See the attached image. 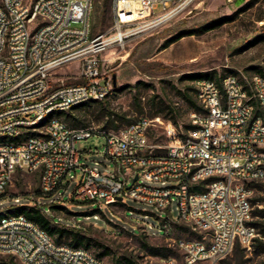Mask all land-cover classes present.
<instances>
[{
	"label": "built area",
	"instance_id": "built-area-1",
	"mask_svg": "<svg viewBox=\"0 0 264 264\" xmlns=\"http://www.w3.org/2000/svg\"><path fill=\"white\" fill-rule=\"evenodd\" d=\"M186 1L111 0L110 30L93 35L94 0H0V195L18 172H38L48 196L65 190L67 175L79 170L76 202L112 205L127 197L166 210L174 198L178 219L197 234L177 242L183 264H217L235 245L250 248L258 235L251 224L253 183L264 179L263 75L193 80L202 111L190 114L193 127L185 132L167 122L161 145L149 143L158 118L96 130L69 127L57 115L104 100L112 80L101 74L102 54L122 45L139 20L172 15ZM137 7L149 14L132 17ZM71 63L78 83L52 80ZM95 133L105 137L112 172L89 167L75 147ZM0 254L21 264H103L89 249L56 243L34 221L8 212L0 213ZM159 264L178 263L164 257Z\"/></svg>",
	"mask_w": 264,
	"mask_h": 264
},
{
	"label": "rangeland",
	"instance_id": "rangeland-1",
	"mask_svg": "<svg viewBox=\"0 0 264 264\" xmlns=\"http://www.w3.org/2000/svg\"><path fill=\"white\" fill-rule=\"evenodd\" d=\"M160 12L159 7L155 13ZM145 16L147 14H142L140 18ZM153 19L154 16H148L130 26L131 34L124 43L102 54L100 71L111 78V92L102 101L69 110L72 117L64 121L69 127L117 130L140 116L158 118L162 123L154 121L149 143L161 145L165 143L164 126L169 119L175 118L177 126L170 122L183 130L194 112L183 98L184 94L195 98L193 83L186 76L212 72L215 78L235 74L243 80L254 73H264V0H191L172 15ZM91 24L93 35L110 30L111 0H94ZM207 25L213 28L199 31ZM184 30L195 33L168 43ZM77 74V64L71 63L57 69L52 80L73 84L80 81ZM75 147L82 151L81 160L89 167L101 172L113 171L112 162L104 156L105 137L102 134L95 133L79 140ZM154 151L162 152L155 147ZM80 176L79 170L71 171L65 190L59 188L45 196L40 194L38 172H18L0 195V207L4 208L0 213H11L18 206L47 207L63 193L62 199L53 203L58 207H52L47 213L57 218L55 225L76 229L88 238V249L92 253L105 252L101 257L103 264H113L124 258L136 264H159L164 257H172L183 264L177 242L195 238L197 234L190 225L178 219L174 198L166 210L127 197L112 205L76 202L72 200V193ZM118 176L122 178L121 174ZM251 199H254L252 210L264 209V179L253 183ZM96 209L99 211L88 216L73 213ZM168 216L170 224L164 227ZM235 247L217 264H264V252L255 253L251 246ZM9 258V255L0 254L2 260ZM13 262L21 264L15 258Z\"/></svg>",
	"mask_w": 264,
	"mask_h": 264
},
{
	"label": "trees",
	"instance_id": "trees-1",
	"mask_svg": "<svg viewBox=\"0 0 264 264\" xmlns=\"http://www.w3.org/2000/svg\"><path fill=\"white\" fill-rule=\"evenodd\" d=\"M211 28H213L212 25H207V26H204L199 31L203 32V31L209 30ZM91 31H92V24H91ZM194 33L195 32L192 30H184V31L180 32L175 38L170 40L168 43H171L172 41H175L176 39H178L180 37H183L186 35H192ZM263 37H264V34H263ZM261 74L264 76V73H261ZM186 77H187V79L191 80L192 82H193V80H195L197 78H210V79H215L218 82L221 79V78H215L212 75V72L195 73V74H190ZM193 88H194V86H193ZM194 92H195V89H194ZM183 98L193 111H195V112L202 111V108H201L199 102L197 101L196 97L193 98L189 94H184ZM86 104L87 103L79 104L77 106H74L71 109L80 108ZM57 115L59 117H61L63 119V121H68L69 118L72 117V115L69 114V111L61 112V113H58ZM169 120L172 121V123L177 126V122H176L175 118H171ZM192 127H193V125L189 121V123L184 126V129L179 130V131L185 132L186 130H188ZM40 194H41V192H40ZM251 201L254 202V199H251ZM117 203H120V202H117ZM52 207H58V206H55L53 203H50L47 207L43 206L42 208H39L36 206H26V207L25 206H18L11 213L23 214L28 219L34 221L40 228H42L44 231H46V233L56 243H65V244H68V245L73 246V247H84V248L88 249V247H89L88 238H86L78 230L68 229V228H65L62 226L55 225L57 223V218L52 217L50 214L47 213V211H49ZM98 211H99V209H96L95 211L93 210V211L83 212V213H79V212H73V213L75 215L88 216V215H93L94 213H96ZM252 215H253V217H255V216L258 217L257 218L258 220H252L251 224L254 225V227L257 230V233L259 234L258 236H256L254 238V240L251 244L252 251L255 253H263L264 252V209H254V210H252ZM65 239H67L68 242H64ZM239 247H240L239 245H236L235 248L238 249ZM104 255H105V252H98L96 256L101 258ZM0 264H16V263L13 262V257L10 256V258L7 260L0 259ZM113 264H136V263L133 262L129 258H124L122 261L119 260L118 262H114Z\"/></svg>",
	"mask_w": 264,
	"mask_h": 264
},
{
	"label": "bare ground",
	"instance_id": "bare-ground-1",
	"mask_svg": "<svg viewBox=\"0 0 264 264\" xmlns=\"http://www.w3.org/2000/svg\"><path fill=\"white\" fill-rule=\"evenodd\" d=\"M189 1L190 0H187L185 3L189 2ZM142 14L143 15H145V14L148 15L149 14L148 9L142 8V7H137L136 9H134L133 14L131 16L134 17V18H140L142 16ZM164 17H166V15L160 16V17H158L156 19L160 20V19H163Z\"/></svg>",
	"mask_w": 264,
	"mask_h": 264
},
{
	"label": "water",
	"instance_id": "water-1",
	"mask_svg": "<svg viewBox=\"0 0 264 264\" xmlns=\"http://www.w3.org/2000/svg\"><path fill=\"white\" fill-rule=\"evenodd\" d=\"M115 85V80L113 79V86ZM134 179H136V176H135V178ZM118 199H120V198H118Z\"/></svg>",
	"mask_w": 264,
	"mask_h": 264
}]
</instances>
